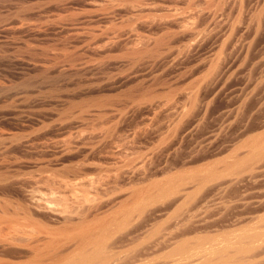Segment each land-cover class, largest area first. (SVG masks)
<instances>
[{
	"label": "rangeland",
	"instance_id": "1",
	"mask_svg": "<svg viewBox=\"0 0 264 264\" xmlns=\"http://www.w3.org/2000/svg\"><path fill=\"white\" fill-rule=\"evenodd\" d=\"M0 168L1 233L28 223L30 197L70 209L14 264H43L85 223L117 264L241 246L264 213V0H0ZM248 251L264 264V244Z\"/></svg>",
	"mask_w": 264,
	"mask_h": 264
},
{
	"label": "bare ground",
	"instance_id": "2",
	"mask_svg": "<svg viewBox=\"0 0 264 264\" xmlns=\"http://www.w3.org/2000/svg\"><path fill=\"white\" fill-rule=\"evenodd\" d=\"M16 28H15V30H16ZM158 45H160V44H158ZM136 52H134V53H136ZM144 52H145V48H144ZM138 54H141V53H137V55ZM151 93H150V95H151ZM143 96H144V94H143ZM145 96H148V95H145ZM26 142H28V141H26ZM257 150H259V151L262 150V146L257 147ZM70 153H72V152H70ZM2 169L0 170V189H1V187L4 188L6 185L9 184L8 183L9 173L7 174L8 171L5 172L4 170L2 171ZM136 174H139V173H136ZM129 176L133 177L131 175H129ZM140 176H138L136 178H143V177L147 178L149 175L146 176V173L144 172V173L140 174ZM129 180H130V178H129ZM94 199H96V198H94ZM112 201H113L112 197H109L106 200L103 199V201H92L89 198H88V200L86 198L85 201H83V203H78L76 201L77 203H75V205H78L81 209H85L89 213L94 214L103 205H105L109 202H112ZM21 208L27 216L26 220L28 223L11 222L9 224V226L7 227V229L10 230V232H8L6 234H3L0 232V264H14V263L8 261V259H11V260H27L29 257H31L38 250L39 242H40L39 238H41L40 234L42 232V228L38 227L39 223L59 222V220H67L70 218V215H69L70 209H68V207H66L64 209H62V208L59 209V208L50 206L48 203H43V202H40L37 200H33L32 197H30L29 203H27L26 206L22 205ZM4 210L5 211L9 210V207H7L5 205ZM10 210L12 212H17V207H14ZM260 214L261 213H259L256 220L253 221L255 223L253 226H251V224L249 222L248 224L250 226H248L249 228L246 229V227H244V226L248 225V224H245V225L243 224L244 226H242V227H244L246 230L244 229V233L242 231L243 234L239 233L240 235L238 237V241L236 242V244L240 243L241 246L239 244H237L238 246H231V244H230V246L226 245L224 247L225 250H221V247H219L218 245L216 247V242L213 241L215 243V246H212L211 248H209L210 249L209 250L210 251V258L207 260V263L208 264H256L257 263L256 261L259 262L260 256L257 258L258 260H256V261L255 260H249L250 258L247 259L248 254H246L247 255L246 256L245 253L248 250H249L248 252H250V250L252 248H254V246L259 247L260 245L264 244V213H262L261 215ZM254 218L255 217H253V219ZM85 224H87V223H85ZM85 224H81V227H75L73 231H78V232L84 233V236L86 235V237L81 238L80 240L74 239L72 241L62 243L61 246L56 251H54L51 254V256L48 258V260H46L43 264H56L57 260L60 261L61 258L64 262L66 261V262H69V264H75V261L71 262L70 260H68V256H70L72 253H75L77 251H80V253H81V258L78 259V260H80L81 264L85 263V262L89 263L92 261V259H97V258H100V264H117V256H116L117 246L116 247H109V246L101 243L99 241V238L103 237L104 235L100 236V237H99V235L95 236L94 234L91 233L90 228L84 227ZM229 233H231V232H229ZM236 236H237V234H236ZM236 236H235V238H236ZM227 237H225V238H227ZM87 240H88V243L85 242ZM229 241H230V239H229ZM214 243L212 245H214ZM225 244L226 243H224V245ZM186 248H187V246L184 245V246L179 247L178 250H182V249H186ZM249 248H251V249H249ZM239 255H241V256L239 257ZM254 258H256V257H254ZM262 258H263V255H262ZM254 261L256 263H254Z\"/></svg>",
	"mask_w": 264,
	"mask_h": 264
}]
</instances>
